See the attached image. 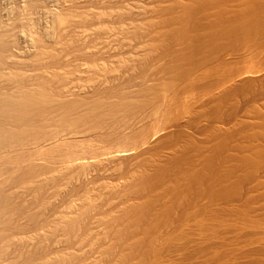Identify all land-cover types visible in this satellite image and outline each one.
Returning a JSON list of instances; mask_svg holds the SVG:
<instances>
[{"label": "bare ground", "instance_id": "bare-ground-1", "mask_svg": "<svg viewBox=\"0 0 264 264\" xmlns=\"http://www.w3.org/2000/svg\"><path fill=\"white\" fill-rule=\"evenodd\" d=\"M23 8V45L0 32V264H264V0Z\"/></svg>", "mask_w": 264, "mask_h": 264}, {"label": "rangeland", "instance_id": "rangeland-1", "mask_svg": "<svg viewBox=\"0 0 264 264\" xmlns=\"http://www.w3.org/2000/svg\"><path fill=\"white\" fill-rule=\"evenodd\" d=\"M24 3L25 0H0V32H8L9 37L17 45H23V35L28 36L32 33L28 26L30 28L37 26L38 13L25 10Z\"/></svg>", "mask_w": 264, "mask_h": 264}]
</instances>
